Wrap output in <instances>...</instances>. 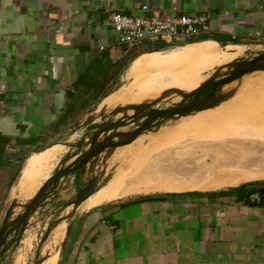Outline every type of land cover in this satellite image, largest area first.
I'll list each match as a JSON object with an SVG mask.
<instances>
[{
	"label": "crops",
	"instance_id": "0c3cea01",
	"mask_svg": "<svg viewBox=\"0 0 264 264\" xmlns=\"http://www.w3.org/2000/svg\"><path fill=\"white\" fill-rule=\"evenodd\" d=\"M142 5L158 17L206 14L211 35L228 44L264 41V0H0V216L22 173L38 168L27 171L28 161L48 148L31 150L65 128L67 106L88 113L89 96L120 78L124 52L109 16L139 14ZM253 178L213 191L143 193L85 208L91 193L70 214L68 223L78 209L85 212L52 264H264V182L246 183Z\"/></svg>",
	"mask_w": 264,
	"mask_h": 264
},
{
	"label": "rangeland",
	"instance_id": "374dc122",
	"mask_svg": "<svg viewBox=\"0 0 264 264\" xmlns=\"http://www.w3.org/2000/svg\"><path fill=\"white\" fill-rule=\"evenodd\" d=\"M260 42L253 41L249 47L232 43L221 50L219 44L204 41L192 43L191 46H186V44L184 45L186 47L147 51L148 54L156 53L153 57L155 64L151 65L152 67H143L138 71L134 76L138 80L124 92L115 97H111V95L109 96L110 99H107L109 97H106V100L103 98L94 111L95 118L99 116V113L104 112L105 103L116 99L118 96H122L123 99L130 102L140 91V93L145 94L143 95L145 99L136 105L129 104L127 109L123 108L122 113L110 115L113 117H109V113H106L102 117H98V121L95 123L105 119L113 121L123 113L131 115L139 106L151 103L167 89L180 91L187 87L186 91H188L195 78L201 73L216 66H222L227 61L244 53L242 59H249L261 53L264 50V45H260ZM157 43L159 44L158 47L165 46L160 41ZM176 50H180L184 58L176 59V63L172 67L167 66L170 54ZM129 63L120 70L121 84L132 82L127 79L125 74L129 68L127 67ZM155 69L157 70L155 71ZM212 73L209 71L205 75H208L209 78L213 75ZM119 79L109 87L107 92L114 90L120 82ZM138 81L143 82L138 83ZM173 93L176 92L171 91L165 97ZM215 93L223 95L224 99L212 108L193 111L184 119H177L175 116L161 124H156L150 133L141 135L129 144L117 148L109 156H106V153L101 154L83 169L82 176L79 175L80 172H77L62 178L55 192L46 196L43 203L29 217L27 230L23 240L17 245V249L12 248L6 252L0 260V264L55 263L57 250L65 230L64 223H68L73 217L63 218L72 214L74 210L70 202L74 199L75 190L78 191L89 181L94 182V190L93 195L86 202L85 208L94 207V204L98 206L96 204L104 201L110 202L131 195H138L130 194L112 198L110 191L121 192L136 186L155 184L158 182L155 178L158 174L162 177L177 176L163 181L173 184L186 183L187 185L190 183L213 185L222 180L227 181L235 178L239 179V183H242V181L247 180L249 175L255 176L251 180L264 179V173L260 172L264 171V73L260 74L259 71H254L242 75L233 82L218 87ZM179 100L181 98L168 102L160 100L158 103H160V107H166L171 102ZM89 113L83 112L78 115L73 124L62 129L60 133L49 140L50 142L68 140L70 144L65 146L56 143L48 146V149L60 146L59 153L40 161L37 169L29 173H22L12 192L14 200L24 194L20 201L26 202L48 175L56 168L68 163H61V161L77 150L76 145L89 132L88 126L93 122L91 119L85 121ZM77 124L78 126H76ZM134 126V123H129L127 126L119 128L118 131L129 130ZM159 131L164 134L161 141L156 138H149L153 132L159 134ZM118 168L125 171L127 169L131 173L130 175L145 173L143 176L145 175L147 178L144 177L143 181L139 183L125 180L118 188H115L114 181L118 177ZM132 172L136 173L132 174ZM36 177L38 179L35 184L30 186ZM224 187H229V185L221 184L218 187L214 186V188L202 191H213ZM96 188L100 189L98 199L94 197L97 192ZM31 192L33 194L29 196ZM92 204L93 206H90ZM4 210L5 207L2 209V213ZM22 210L23 208H16L15 212L20 213ZM78 213L79 209L76 211L77 217L80 215ZM76 214L74 213V215ZM48 229L50 231L46 239L41 242Z\"/></svg>",
	"mask_w": 264,
	"mask_h": 264
},
{
	"label": "water",
	"instance_id": "95a60500",
	"mask_svg": "<svg viewBox=\"0 0 264 264\" xmlns=\"http://www.w3.org/2000/svg\"><path fill=\"white\" fill-rule=\"evenodd\" d=\"M204 40H213L216 41L220 46H225L228 44L225 40H216L212 38L199 39L186 43H178L165 45L159 48H153L147 51H159V50H168L176 47H181L186 44L197 43ZM229 43H245L253 44L251 42H229ZM264 44V41L260 42ZM145 51V52H147ZM231 69L226 74H216L211 75L205 82L198 85L195 89L188 93H182L174 89H167L162 93L157 99L151 103L139 106L135 109L134 113L127 115L123 113L117 119L110 121L105 119L99 123L92 122L89 126V132L76 146L77 150L73 153L67 155L62 162H68L61 167L56 168L42 183L38 186L32 197L25 201H16L10 197L5 204V210L0 217V260L6 252H9L12 248L17 249V245L23 240L27 226L29 224V217L36 211L46 196L55 192L59 181L78 170L86 168L88 164L94 162L101 154L106 153V156H109L117 148L129 144L134 139H136L141 133L145 131H150L156 124H161L165 120H168L175 116H184L193 111H200L212 108L216 104L220 103L223 99V95H217L216 89L222 85L228 84L231 81H234L238 77L245 75L254 71H263L264 72V52L257 54L249 59H237L230 65ZM120 86V83L110 92H106L104 96L95 104L92 110H94L101 99L107 96L109 93L116 91ZM171 91L179 93V98L181 100L171 102L170 105L166 107H160V100L162 101L165 95ZM91 110V111H92ZM89 111V112H91ZM122 113L123 109L119 106L112 108L109 111V115L114 113ZM105 112L99 113V117L105 115ZM107 118V117H104ZM88 119H95L93 113L88 116ZM129 123H134L135 126L129 130L118 131L119 128L127 126ZM110 131L106 135H102L104 132ZM55 143H61L63 145L70 144L68 140H57L51 141L50 143L37 148L32 149V152L40 151L41 149L53 145ZM25 161V160H24ZM24 164V162H23ZM22 164V166H23ZM22 167L20 168L14 182L18 178ZM14 182L11 184H14ZM10 187V189H11ZM94 190V182L89 181L84 187H82L75 199L70 202L73 204V209L75 210L77 205L85 200ZM16 208H23L22 212L16 213ZM73 210V211H74ZM85 212L80 213L78 217L74 219L67 225L65 235L61 240L57 252L59 253L62 248L67 235L69 234L73 224L76 219H78ZM71 215L65 216L63 219L69 218ZM50 229H48L42 238L43 242Z\"/></svg>",
	"mask_w": 264,
	"mask_h": 264
},
{
	"label": "bare ground",
	"instance_id": "6f19581e",
	"mask_svg": "<svg viewBox=\"0 0 264 264\" xmlns=\"http://www.w3.org/2000/svg\"><path fill=\"white\" fill-rule=\"evenodd\" d=\"M201 42H204V41H201ZM198 43V42H197ZM191 45H193L192 43L191 44H187L186 46H191ZM242 45H244V44H242ZM186 46H183V47H186ZM227 45H225V46H220V49L221 50H224L225 49V47H226ZM245 47H248L247 45H244ZM182 50V49H181ZM264 52V50L261 52V53H263ZM245 54V53H244ZM243 54V55H244ZM260 54V53H259ZM154 55H156V53H153V54H145V55H143V56H141V57H139V58H137V60L127 69V71H126V75H127V79H130V80H132V78H134V76L137 74V72L138 71H140L143 67H146V66H148V67H152L154 64H155V59H153V57H154ZM183 55V53L182 52H180V50H176L173 54H170V56H169V63L167 64V66H173L175 63H176V59L178 60H180V58H184V56H182ZM243 55H241V56H239V57H237V58H235V59H232V60H230V61H227L224 65H222V66H216V67H214L213 69H210V70H208V71H206V72H204V73H201L199 76H197L196 78H195V80H194V82H193V84H192V87L188 90V91H186V89H187V87L186 88H184V89H181L180 90V92H182V93H188V92H190V91H192L193 89H195L198 85H200L201 83H203V82H205L207 79H208V75H205L207 72H209V71H212L213 73L212 74H216L218 71H220L218 74H226V73H228L229 71H230V69H231V67H230V65H231V63H233L234 61H236L237 59H240V58H242V56ZM152 65V66H151ZM166 66V67H167ZM155 67V66H154ZM156 68V67H155ZM157 69H155V71H156ZM260 72V74L261 73H264L263 71H259ZM211 75V74H210ZM126 77V76H125ZM141 83V82H143V81H138V83ZM231 82H233V81H231ZM231 82H229V83H231ZM228 83V84H229ZM129 84H128V82H126V83H122V84H120V86H119V88L116 90V91H113V92H115L116 94L117 93H119L120 91H122L123 89H125V87H127ZM134 84H132V85H130V87L131 86H133ZM225 85H227V84H225ZM225 85H222V86H225ZM221 87V86H220ZM217 90V89H216ZM111 95H114V93H111V94H109L108 96H106V97H109V96H111ZM143 95H145V94H143V93H140V91H139V93L134 97V99L131 101L130 100V102L128 101V100H125V99H123V97L122 96H118L116 99H114V100H111V101H108L107 103H105V107L103 108V110H104V112L105 113H109V111L112 109V108H114V107H117V106H119L120 108H124V109H127L128 108V106H129V104H131L132 103V105H136V104H138V103H140V102H142L144 99H145V96H143ZM105 97V98H106ZM174 99H179V93H173L172 95H169L168 97H165L162 101L163 102H168V101H171V100H174ZM128 102V103H127ZM191 113H189V114H187V115H184V116H177V119H184L185 117H187V116H189ZM111 115H113V114H111ZM165 131V130H164ZM160 132V131H159ZM107 133H110V131H107V132H104L102 135H106ZM148 133H150V131H145V132H143V133H141L139 136H141V135H145V134H148ZM164 134H163V132L161 133H152L150 136H149V138H156L158 141H161V139L162 138H164V136H163ZM138 136V137H139ZM85 137V136H84ZM158 138H160V139H158ZM83 139V137L81 138V140ZM77 146V145H76ZM59 151H60V146H58V147H56V148H49L47 151H44V152H41L40 154H39V156L37 157H32L29 161H28V163H27V171L28 170H30L31 169V167H33L35 164H38L39 165V163H40V161H43V160H46V159H48L49 157H51V156H54L55 154H58L59 153ZM64 160V159H63ZM77 172H79V170L78 171H76V172H74V173H77ZM73 173V174H74ZM136 173V172H135ZM134 172H132V174H135ZM131 173H129L128 172V170L126 169V171L125 170H120L119 168H118V177L115 179V181H114V187L115 188H118L122 183H123V181H127V182H129V181H131V182H137V183H139V182H142L143 181V178L144 177H146L145 175L143 176V174H145V173H139V174H135V175H130ZM156 175V174H155ZM174 177H177V176H170V175H167V176H164V177H162V176H159V174H158V176H155V178H157V181L158 182H156L155 184H150V185H147V186H136V187H134V188H132V189H126V190H124V191H121V192H117V191H110V197H122V196H126V195H130V194H143V193H153V192H171V191H184V190H186V189H201V190H204V189H210V188H214V186H220L221 184L222 185H226V184H238L239 183V179H237V178H235V179H232V180H227V181H220V182H217V183H215L214 181V183L215 184H213V185H206V184H204V183H200V184H189V185H187L186 183H184V184H173V183H168L167 181H163V180H167V179H171V178H174ZM253 177H255L254 175H249V177H247V178H253ZM147 178V177H146ZM219 184V185H218ZM97 189V192H96V194L94 195V197L95 198H99V195H100V189L99 188H96ZM80 190V189H79ZM78 190V191H79ZM78 191H77V193H78ZM34 192V191H33ZM31 194H33L32 192L29 194V196L31 195ZM77 195V194H76ZM28 196V197H29ZM32 196V195H31ZM90 196V195H89ZM88 196V197H89ZM87 197V198H88ZM86 198V199H87ZM85 199V200H86ZM84 201V200H83ZM38 208V207H37ZM72 211V210H71ZM77 215V214H76ZM69 224V223H68ZM62 229V228H61ZM63 235V234H62Z\"/></svg>",
	"mask_w": 264,
	"mask_h": 264
},
{
	"label": "built area",
	"instance_id": "2783aa9c",
	"mask_svg": "<svg viewBox=\"0 0 264 264\" xmlns=\"http://www.w3.org/2000/svg\"><path fill=\"white\" fill-rule=\"evenodd\" d=\"M139 14L113 12L109 22L118 44L125 47L140 46L144 42L160 41L164 45L186 43L210 36L206 14H179L158 17L141 6ZM5 89L0 87V119L5 112Z\"/></svg>",
	"mask_w": 264,
	"mask_h": 264
},
{
	"label": "trees",
	"instance_id": "16d2710c",
	"mask_svg": "<svg viewBox=\"0 0 264 264\" xmlns=\"http://www.w3.org/2000/svg\"><path fill=\"white\" fill-rule=\"evenodd\" d=\"M207 38H212V39H216V40H222L221 38H219V37H217L215 35L206 36V37H203L201 39H207ZM157 42L158 41H154V42H144V43H141L140 46H135V47H130V48L125 47V46H122V51L124 53L120 57V59L118 61L119 69L121 70L122 67H125L126 65H128V63L131 62L136 56L138 57L139 54L144 53L145 51L150 50V49H153V48H159L160 46L158 47L159 44ZM106 82H107V80L105 79L103 81V83H106ZM102 88L99 89V87H98L95 90V94L89 96V100L86 103V105L88 106L89 111H91L93 109V107L95 106V104L100 100V98L105 95L106 91H104L105 93H103L102 92ZM72 107H73L72 105H68L67 106V109L65 110V113L63 114V122L65 124V128L67 127L66 124H67L68 120H69L70 125H71L76 120V117L78 115H80L81 113H83V112H80V111H76V112L73 111L72 110ZM259 182L260 183L261 182H264V179L254 180V181H250V182H246V183L252 185V184H255V183H259ZM243 185H245V183H243L240 187H242ZM248 191L250 192V191H252V189L250 188ZM260 191H264V188H261Z\"/></svg>",
	"mask_w": 264,
	"mask_h": 264
}]
</instances>
